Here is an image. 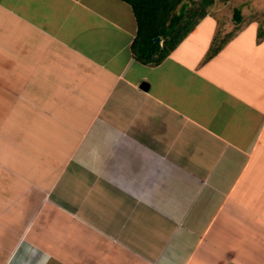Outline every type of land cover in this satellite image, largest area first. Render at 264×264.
<instances>
[{"label":"crops","instance_id":"obj_1","mask_svg":"<svg viewBox=\"0 0 264 264\" xmlns=\"http://www.w3.org/2000/svg\"><path fill=\"white\" fill-rule=\"evenodd\" d=\"M210 15L153 64L124 0H0V264H264V76Z\"/></svg>","mask_w":264,"mask_h":264},{"label":"trees","instance_id":"obj_2","mask_svg":"<svg viewBox=\"0 0 264 264\" xmlns=\"http://www.w3.org/2000/svg\"><path fill=\"white\" fill-rule=\"evenodd\" d=\"M124 1L131 4L137 19V32L132 43L135 57L142 63L158 64L207 15V5L213 0H199L196 5L185 0ZM233 17L237 21L241 19L239 9L235 8ZM156 36L161 37L162 44L154 40ZM219 50L220 44L215 43L207 58Z\"/></svg>","mask_w":264,"mask_h":264},{"label":"rangeland","instance_id":"obj_3","mask_svg":"<svg viewBox=\"0 0 264 264\" xmlns=\"http://www.w3.org/2000/svg\"><path fill=\"white\" fill-rule=\"evenodd\" d=\"M185 1L194 5L199 2ZM207 8L211 13L209 20L215 23L211 25L217 28L211 47L215 43L220 44L223 54L227 52L230 55H237L239 59L237 65L244 68V82L249 88L251 86L255 88L258 82L253 76H264V0H213L209 2ZM235 8L240 11L239 21L233 17ZM160 43L162 44V40ZM254 43L256 45L253 49ZM211 47L206 52V60ZM233 83L234 80L230 81V86ZM261 91L264 92V88Z\"/></svg>","mask_w":264,"mask_h":264},{"label":"water","instance_id":"obj_4","mask_svg":"<svg viewBox=\"0 0 264 264\" xmlns=\"http://www.w3.org/2000/svg\"><path fill=\"white\" fill-rule=\"evenodd\" d=\"M154 40H155L156 42H160L162 39H161L160 36H156V37L154 38ZM140 87H141L142 89H144V90H147V89L149 88V83H148L146 80H144V81L141 82Z\"/></svg>","mask_w":264,"mask_h":264}]
</instances>
